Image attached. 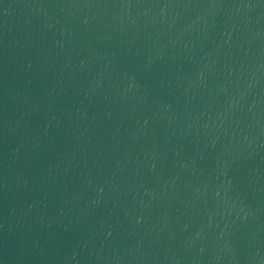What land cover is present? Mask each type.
Returning <instances> with one entry per match:
<instances>
[{
	"label": "water",
	"instance_id": "95a60500",
	"mask_svg": "<svg viewBox=\"0 0 264 264\" xmlns=\"http://www.w3.org/2000/svg\"><path fill=\"white\" fill-rule=\"evenodd\" d=\"M0 264H264V0H0Z\"/></svg>",
	"mask_w": 264,
	"mask_h": 264
}]
</instances>
